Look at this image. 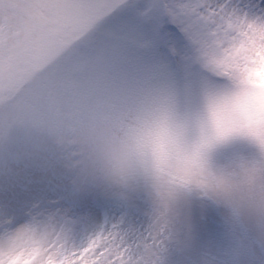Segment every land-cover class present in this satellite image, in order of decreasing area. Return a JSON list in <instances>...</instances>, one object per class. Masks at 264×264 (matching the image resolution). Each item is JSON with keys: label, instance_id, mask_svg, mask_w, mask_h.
I'll use <instances>...</instances> for the list:
<instances>
[{"label": "rangeland", "instance_id": "rangeland-1", "mask_svg": "<svg viewBox=\"0 0 264 264\" xmlns=\"http://www.w3.org/2000/svg\"><path fill=\"white\" fill-rule=\"evenodd\" d=\"M252 3L260 0H0V105L30 81L112 43L137 48L193 92L224 94L245 79L264 84V38L254 36ZM92 226L98 237L80 247ZM11 229L20 232L14 244ZM66 250L76 259L62 263ZM4 255L9 264H254L264 246L199 200L116 192L25 160L17 168L0 164Z\"/></svg>", "mask_w": 264, "mask_h": 264}, {"label": "clouds", "instance_id": "clouds-1", "mask_svg": "<svg viewBox=\"0 0 264 264\" xmlns=\"http://www.w3.org/2000/svg\"><path fill=\"white\" fill-rule=\"evenodd\" d=\"M223 144L246 147L225 151ZM0 152L5 169L43 161L70 180L112 191L199 200L264 246L259 78L201 94L157 70L137 48L104 44L5 99Z\"/></svg>", "mask_w": 264, "mask_h": 264}, {"label": "bare ground", "instance_id": "bare-ground-1", "mask_svg": "<svg viewBox=\"0 0 264 264\" xmlns=\"http://www.w3.org/2000/svg\"><path fill=\"white\" fill-rule=\"evenodd\" d=\"M233 1H235V0H233ZM252 4L253 5L251 6V8H252L251 13H249V15L253 19V21H255L257 24V28L254 31V36L255 37L259 36V38L260 37L264 38V17L261 15L263 12L264 6H261V4L259 5V4H255V3H252ZM258 39H257V42L260 43V41ZM262 40L264 41V39H262ZM261 51L264 55V48H262ZM24 225H25L24 223H20L17 228L21 229ZM98 233H99L98 226H96L95 228H93V226H92L91 230L87 231L86 234L84 235V238L80 241L79 246L82 247L84 245L91 244L93 242V240L96 237H98ZM10 237L12 239L11 244H14L15 240H18L20 238V232H18L16 230L14 231L11 229L9 232V238ZM5 256L6 255H4V257ZM75 256H76V252L66 250V251H64L63 255H61L60 261L62 263H64L67 260H69V261L72 260L73 258H75ZM4 257L0 256V264H9L10 263L9 262V260H10L9 256H8V258L7 257L4 258Z\"/></svg>", "mask_w": 264, "mask_h": 264}, {"label": "snow or ice", "instance_id": "snow-or-ice-1", "mask_svg": "<svg viewBox=\"0 0 264 264\" xmlns=\"http://www.w3.org/2000/svg\"><path fill=\"white\" fill-rule=\"evenodd\" d=\"M260 4L261 6H264V0H260ZM204 220L206 222L207 227L211 229L213 227V224L210 215L206 213L204 216ZM254 264H264V256L261 257L260 261L254 262Z\"/></svg>", "mask_w": 264, "mask_h": 264}]
</instances>
